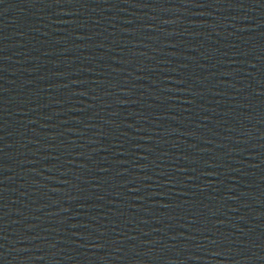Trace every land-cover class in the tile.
Masks as SVG:
<instances>
[{"label":"water","instance_id":"water-1","mask_svg":"<svg viewBox=\"0 0 264 264\" xmlns=\"http://www.w3.org/2000/svg\"><path fill=\"white\" fill-rule=\"evenodd\" d=\"M0 264H264V0H0Z\"/></svg>","mask_w":264,"mask_h":264}]
</instances>
